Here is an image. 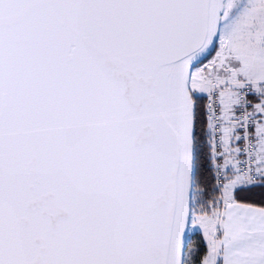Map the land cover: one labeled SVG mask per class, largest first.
<instances>
[{
	"label": "water",
	"instance_id": "obj_1",
	"mask_svg": "<svg viewBox=\"0 0 264 264\" xmlns=\"http://www.w3.org/2000/svg\"><path fill=\"white\" fill-rule=\"evenodd\" d=\"M223 2L0 0V264L183 263Z\"/></svg>",
	"mask_w": 264,
	"mask_h": 264
},
{
	"label": "rangeland",
	"instance_id": "obj_2",
	"mask_svg": "<svg viewBox=\"0 0 264 264\" xmlns=\"http://www.w3.org/2000/svg\"><path fill=\"white\" fill-rule=\"evenodd\" d=\"M243 82H251L256 87L264 82V0H224L215 47L191 70L189 88L193 106L195 94L207 95L218 88L223 95V110H228L235 88ZM255 138L261 152L264 148V118L255 129ZM257 168L254 175L234 172L218 185L214 182L220 202L209 213L191 211L190 200L182 264H185L189 235L198 232L205 243L209 242L219 221L221 195L223 198L231 196L237 182L260 183L259 179L264 178V161L260 160ZM191 184L193 186V182ZM202 264H212V260L206 256Z\"/></svg>",
	"mask_w": 264,
	"mask_h": 264
},
{
	"label": "built area",
	"instance_id": "obj_3",
	"mask_svg": "<svg viewBox=\"0 0 264 264\" xmlns=\"http://www.w3.org/2000/svg\"><path fill=\"white\" fill-rule=\"evenodd\" d=\"M204 111L208 122L210 157L213 179L218 185L225 177L224 145L230 138L234 147V169L241 175H254L258 161L255 129L264 118V83L256 87L251 82L239 84L233 94L231 115L223 110L221 89L211 90L205 99Z\"/></svg>",
	"mask_w": 264,
	"mask_h": 264
},
{
	"label": "crops",
	"instance_id": "obj_4",
	"mask_svg": "<svg viewBox=\"0 0 264 264\" xmlns=\"http://www.w3.org/2000/svg\"><path fill=\"white\" fill-rule=\"evenodd\" d=\"M231 109L232 102L231 107L224 110L227 118L231 115ZM223 151L226 162L225 180L234 172L237 173L233 165L235 155L230 138H227ZM260 160L264 161V148L260 152L258 146L256 169ZM259 181L264 183V178ZM251 184L253 183L237 182L231 196L223 198L221 195L219 221L211 240L205 243L206 253L202 260L209 256L212 264H264V205L238 202L233 198L237 188Z\"/></svg>",
	"mask_w": 264,
	"mask_h": 264
},
{
	"label": "trees",
	"instance_id": "obj_5",
	"mask_svg": "<svg viewBox=\"0 0 264 264\" xmlns=\"http://www.w3.org/2000/svg\"><path fill=\"white\" fill-rule=\"evenodd\" d=\"M206 95L195 94L194 131H193V177L191 211L209 213L216 208L219 192L214 185L208 122L204 111ZM234 200L264 205V183L237 188L233 193ZM206 253V244L198 232L191 233L186 245L185 264H201Z\"/></svg>",
	"mask_w": 264,
	"mask_h": 264
},
{
	"label": "bare ground",
	"instance_id": "obj_6",
	"mask_svg": "<svg viewBox=\"0 0 264 264\" xmlns=\"http://www.w3.org/2000/svg\"><path fill=\"white\" fill-rule=\"evenodd\" d=\"M203 55V54H202ZM202 55L200 57H202Z\"/></svg>",
	"mask_w": 264,
	"mask_h": 264
}]
</instances>
